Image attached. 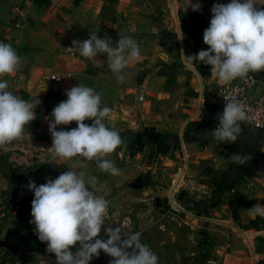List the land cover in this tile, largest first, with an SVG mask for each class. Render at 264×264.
Instances as JSON below:
<instances>
[{
	"label": "crops",
	"instance_id": "0c3cea01",
	"mask_svg": "<svg viewBox=\"0 0 264 264\" xmlns=\"http://www.w3.org/2000/svg\"><path fill=\"white\" fill-rule=\"evenodd\" d=\"M174 1L171 0L172 6ZM87 2L100 4V8L106 4V0H0V42L12 43L22 61L17 73L3 78L8 82V90L25 100L40 99L41 103L35 108L36 121L33 122L37 131L38 127L49 129V121L54 119L52 109L67 99L63 89H70L78 83L94 88L100 93L102 103L112 109L106 122L111 125L117 121L114 127L123 137L122 148H130L162 163L179 165L185 162L191 174L199 176L200 185L207 187L208 192L203 200L189 202L195 208L206 204L209 209L212 201L224 204L223 209L229 210L233 216V223L224 225L228 228L225 233L240 246L235 255L246 259L247 263L250 259L253 264H264V218L249 215L252 205L264 206V129L241 124L242 132L233 143H213L200 135V130L214 122L219 123L215 117L224 107L220 103H207L200 109L198 95H214L221 100L222 93L240 78L227 85H218L210 65L195 61L193 64L184 57L208 49L203 42V32L210 24L212 5L227 4L230 0H192V3L201 4L199 11L188 6L189 0H182V26L172 28L162 45L148 53L142 64L129 61L121 73L126 76L123 84L117 82L116 75L106 63L101 69L102 61L107 57L98 56L96 61L83 59L75 49H67L73 47L68 40L60 39V36L71 35L73 40L80 41L78 34L91 16L73 14V11ZM256 2V7L264 8V0ZM99 15L103 22L111 18L109 14ZM176 16L178 18L179 14ZM17 20L22 21L20 27L15 26ZM113 25L104 28L113 45H116L119 34L141 40L138 33L125 35L124 26H120L119 21ZM199 38L200 47L195 52L187 45ZM174 63H179L176 69L171 66ZM135 66L137 68L133 69ZM52 72L65 75V81H51ZM252 74L264 82V71ZM38 82H44V94H41L44 101L35 94L37 88L34 84ZM140 94L144 95V100H139ZM116 111L119 118L112 116ZM91 122L85 121L86 124ZM58 127L63 130L61 125ZM244 143L259 147L262 155L246 173L236 175L239 164L232 157L241 155ZM212 148L216 151L212 152ZM183 174L175 179L180 180L178 187L183 183ZM182 200H188L187 196L184 195ZM244 243L248 251L242 248Z\"/></svg>",
	"mask_w": 264,
	"mask_h": 264
},
{
	"label": "clouds",
	"instance_id": "9594fccd",
	"mask_svg": "<svg viewBox=\"0 0 264 264\" xmlns=\"http://www.w3.org/2000/svg\"><path fill=\"white\" fill-rule=\"evenodd\" d=\"M256 5V0L214 3L210 24L203 32V42L209 47L184 56L186 60L210 65L218 85L244 79L249 72L264 71V8ZM188 6L193 11L201 9V4L192 0ZM72 45L70 50L75 49L88 60L96 61L98 55L106 54L107 66L120 84L126 82L121 73L129 58L141 60L136 40L120 34L115 46L110 37L101 38L97 33H90L83 41L73 40ZM21 63L12 43L0 42V147L24 139L25 129L36 119L35 108L41 103L38 98L25 100L8 90V82L3 78L17 73ZM66 96L51 112L52 157L65 161L77 156L95 160L101 171L120 175L113 161L102 159L124 145L121 132L106 122L112 109L102 103L100 93L82 83L66 90ZM224 100L222 113L215 117L218 125L206 135L214 142L233 143L242 132L241 123L247 122L248 117L236 99ZM86 120L92 123L86 124ZM73 121L77 127L57 130V126ZM250 158L240 154L232 157L238 164H245ZM76 167L73 163L72 168ZM96 187L95 176L86 181L83 172L74 170L64 171L39 186L29 181L27 188L34 192L29 222L35 225L38 239L46 242L47 252L55 255L56 264H89L101 251L113 258L109 264H158V256L141 242L140 232L125 235L120 227H104L108 201L95 194ZM249 215L264 218V206L252 205ZM102 231L106 238L101 237ZM77 243L79 247L72 251Z\"/></svg>",
	"mask_w": 264,
	"mask_h": 264
},
{
	"label": "rangeland",
	"instance_id": "374dc122",
	"mask_svg": "<svg viewBox=\"0 0 264 264\" xmlns=\"http://www.w3.org/2000/svg\"><path fill=\"white\" fill-rule=\"evenodd\" d=\"M181 1H174L172 6L171 0H106L103 8L100 4L87 2L73 11V14L91 16L82 25L79 40L89 38L90 33L103 38L106 36L104 28L114 27L113 23L119 21L120 26H124L125 35L139 34L141 40H135L141 50L139 64H142L148 53L162 45L172 28L182 26ZM99 14H109L111 18L103 22ZM60 39L68 40L72 45L71 35L60 36ZM98 56L107 57L106 54ZM129 61L133 60L129 58ZM102 63L101 69H104L107 59ZM34 85L36 96L44 101L41 95L44 94V82ZM131 101L134 103V98ZM117 111L113 118H119ZM35 121L25 129L24 139L0 147V264H56L55 255L47 252L46 242L38 239L35 225L29 222L34 192L27 185L32 180L39 186L67 170L83 172L86 181L92 176L97 178L95 194L108 201L104 227H120L125 235L140 232L141 242L158 256V264H253L250 259L247 263L246 259L235 255L240 246L225 233L228 228L224 225L232 224L233 216L229 210L223 209L224 204L212 201L209 209L206 204L195 208L189 202L203 200L208 192L207 187L200 185L199 176L191 174L185 162L179 165L162 163L130 148H118L102 158L113 161L120 169V175L113 176L101 171L95 160L88 161L79 156L67 161L53 158L44 141L35 134ZM114 122L110 126L114 127ZM61 126L63 130H70L77 124L73 121ZM73 163L77 164L75 169ZM183 172L184 180L178 187L180 180L175 179ZM184 195L188 200H182ZM174 198L185 206L187 216L172 210ZM101 237L106 238L103 231ZM11 239L19 241L21 254L8 249L7 242ZM78 247L79 243L72 251ZM242 248L248 251L246 243ZM112 259L101 251L99 257H93L89 264H109Z\"/></svg>",
	"mask_w": 264,
	"mask_h": 264
},
{
	"label": "built area",
	"instance_id": "2783aa9c",
	"mask_svg": "<svg viewBox=\"0 0 264 264\" xmlns=\"http://www.w3.org/2000/svg\"><path fill=\"white\" fill-rule=\"evenodd\" d=\"M22 25L21 20H17L15 23L16 27H20ZM59 76L58 78H52ZM50 80L55 83H63L65 81L66 76L61 75L56 72H52L49 76ZM68 89H63L66 91ZM224 97H230L236 99L245 109L248 120L247 122H243L241 124L250 126L255 129H264V82L260 81L256 78V76L252 73H248L247 77L244 79H240L237 83L231 85L228 89H226L222 93V98L219 100L216 96H208L203 93L198 95L200 109L206 105L207 103L215 104L220 103L221 105H225ZM139 100H144V95L140 94ZM199 109V111H200ZM57 130H61L60 127L57 126ZM38 137L44 141V144L47 146L48 150L52 146V138L49 132V129H44L42 127L37 128ZM216 149L212 148V152H215ZM184 173V172H183ZM172 210L177 213H185L187 216V212L185 211V206L181 204L177 199H172Z\"/></svg>",
	"mask_w": 264,
	"mask_h": 264
},
{
	"label": "water",
	"instance_id": "95a60500",
	"mask_svg": "<svg viewBox=\"0 0 264 264\" xmlns=\"http://www.w3.org/2000/svg\"><path fill=\"white\" fill-rule=\"evenodd\" d=\"M200 43H201V39L199 38L196 42H194L193 44H188L187 46L188 47L192 46L194 51L197 52L199 47H200ZM217 125H218V123L214 122L209 127H207L206 129L200 130L199 134L207 137L206 134H207L208 130L215 128ZM207 139H209V138L207 137ZM210 141H212V140H210ZM212 142L216 143L214 141H212ZM241 155L245 156V157H251V158L248 160L247 163L239 164V166L237 167V169L235 171L236 175H243L244 173H246L250 169V167L256 162V160L261 157L262 154H261V150L259 147L255 146L253 144H250V143H244L242 145V148H241ZM7 247L14 254L17 253L16 249L11 248L9 245H7Z\"/></svg>",
	"mask_w": 264,
	"mask_h": 264
},
{
	"label": "flooded vegetation",
	"instance_id": "af4514ba",
	"mask_svg": "<svg viewBox=\"0 0 264 264\" xmlns=\"http://www.w3.org/2000/svg\"><path fill=\"white\" fill-rule=\"evenodd\" d=\"M7 245H9L11 248H14L17 250L16 254H21L22 246L20 245L19 241L16 239H11L7 242ZM9 249V248H8ZM10 250V249H9ZM11 251V250H10ZM12 252V251H11ZM13 253V252H12Z\"/></svg>",
	"mask_w": 264,
	"mask_h": 264
},
{
	"label": "trees",
	"instance_id": "16d2710c",
	"mask_svg": "<svg viewBox=\"0 0 264 264\" xmlns=\"http://www.w3.org/2000/svg\"><path fill=\"white\" fill-rule=\"evenodd\" d=\"M171 66L176 69L179 66V63H174ZM260 239H263V238H260ZM258 250H259V248H258Z\"/></svg>",
	"mask_w": 264,
	"mask_h": 264
}]
</instances>
